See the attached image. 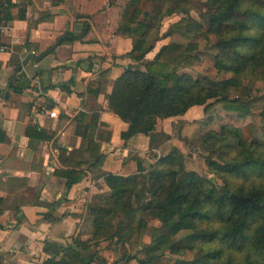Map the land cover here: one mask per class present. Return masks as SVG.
Returning <instances> with one entry per match:
<instances>
[{
  "label": "crops",
  "instance_id": "obj_1",
  "mask_svg": "<svg viewBox=\"0 0 264 264\" xmlns=\"http://www.w3.org/2000/svg\"><path fill=\"white\" fill-rule=\"evenodd\" d=\"M128 2L0 0V264H41L50 244L90 238L85 218L110 193L105 174L148 170L173 146L187 165L198 160L188 142L203 129L204 105L128 138L129 123L109 107L115 80L139 63L132 37L118 30ZM179 14L163 17L145 60L174 38L165 33ZM59 39L42 60L23 62Z\"/></svg>",
  "mask_w": 264,
  "mask_h": 264
},
{
  "label": "trees",
  "instance_id": "obj_2",
  "mask_svg": "<svg viewBox=\"0 0 264 264\" xmlns=\"http://www.w3.org/2000/svg\"><path fill=\"white\" fill-rule=\"evenodd\" d=\"M151 2L129 0L126 20L118 29L132 37L130 55L139 62L125 68L107 96L110 109L129 123L123 137L137 132L148 134L155 129L159 118L182 115L197 104L204 105L206 114L221 105L238 116L250 115L249 100L242 96L232 97L230 90L238 88V79L253 76L264 79V0H208L214 10L204 17L203 32L218 36L215 65L239 76L225 80L219 87L208 86L203 79L184 72L199 57L195 54L199 47L196 41L173 38L162 45L152 60H145L163 17L180 7L186 9L188 0H178L173 7L168 0H156L150 9ZM142 15L144 18L140 19ZM184 21L186 16L172 24L166 36H171ZM211 99L213 101L208 102ZM261 115L264 117V110ZM211 137L214 143L221 142L223 161L207 158L210 170L225 177L245 178L249 187L232 192L253 197L259 206L236 203L229 196V186L220 189L197 171L185 169L183 153L173 146L148 170L140 167L139 173L149 171L144 182H140L139 173L105 174L110 193L102 194L99 202L90 204L85 218L92 227L91 237L86 240L75 237L73 244L65 247L50 244L45 247L50 256L41 264H93V254L84 251L93 242L98 245L99 239L121 236L111 225V216L119 209L126 211L134 227L129 239L136 237L139 231L140 223L134 220L135 211L152 210L166 229L145 245L152 252L161 250L160 254L153 253L146 260L139 258V264H152V260L160 258L166 250L180 248L182 240L174 241L173 238L186 229L190 233L185 235L183 246L193 248L196 245L202 254L187 260L189 263L181 259L183 264L219 263L224 257H228L225 264H238L232 261V253L245 247L255 251L256 259L264 260V141L250 142L242 127L231 124L225 125L221 133L211 132ZM81 151L82 148L71 151L69 157L81 155ZM74 181L71 178L69 186ZM204 220L207 227L198 229V223ZM134 257L128 256L127 264H131L129 261ZM248 263L256 264V261L252 259Z\"/></svg>",
  "mask_w": 264,
  "mask_h": 264
},
{
  "label": "rangeland",
  "instance_id": "obj_3",
  "mask_svg": "<svg viewBox=\"0 0 264 264\" xmlns=\"http://www.w3.org/2000/svg\"><path fill=\"white\" fill-rule=\"evenodd\" d=\"M154 2L156 1L154 0L149 3L148 8L151 9ZM168 4L173 7L178 4V0H168ZM185 8L188 11L186 13V21L180 27H177L171 36L185 41H196L199 47L195 51V54L199 57L195 60L192 67L186 69L184 72H189L194 77L203 79L208 86L213 85L214 87H219L225 80L239 78L238 74L234 71L226 69L220 70L215 65L214 54L218 51V36L213 33L206 34L203 32L205 30L203 19L213 12L214 7L210 5L208 0H188ZM180 11H183V8L180 7L178 9L180 14L174 16L171 20L172 22L178 21L185 14ZM210 81L215 84L210 83ZM238 82V88L236 90H230V95L232 97L242 96L249 100L252 113L247 117H241L235 112L224 110L221 105L215 106L208 114L205 113L201 133L188 142L189 150L196 154L195 158L198 160H194L192 164L189 163L187 165L184 158L185 169L197 171L210 182H214L220 189L223 186H229L228 192L237 191L239 188L244 190L245 187H249V181L246 182L242 176L225 177L222 173L210 170L207 158L223 161L221 156V151L223 150L221 142L217 141L214 143L211 132L216 131L221 133L225 125L231 124L242 127L245 138L250 142H254L256 139L264 141V117L261 115V112L264 110V79L253 76L248 79H238ZM212 101L211 99L208 102ZM138 175L140 176V182H144L149 177V171L139 173ZM111 220L112 230L120 232L121 236H114L112 239L105 240L99 239L98 245H94V242L91 243L92 245L89 249L84 252L86 254H93V264H127L126 259L128 256L133 255L136 257L132 258L129 263L139 264V258L146 260L153 253L160 254L161 250L152 252L145 248V245L149 244L153 237L158 235L159 232L166 230L163 227L162 220L156 216L155 212L152 210L135 211L134 220L139 221L140 226L136 237L131 239L129 238L134 231V227L129 217L126 216L124 209H119L116 214H113ZM206 227V220L198 223V229H205ZM188 233H190L189 229L178 232L173 239L174 241L182 240L180 248H177L175 251H171L170 249L166 250L160 258H154L152 264H183L180 261L181 259L189 263L187 260L201 256L202 250L198 246L195 245L193 248H189L186 245L183 246L186 242L185 235ZM232 254V261L234 259L238 264H247L252 259H255L256 264H264V260H261V257L256 259L258 255L255 251H251L249 247L234 250ZM227 259L228 257H224L221 262L213 264H225Z\"/></svg>",
  "mask_w": 264,
  "mask_h": 264
},
{
  "label": "water",
  "instance_id": "obj_4",
  "mask_svg": "<svg viewBox=\"0 0 264 264\" xmlns=\"http://www.w3.org/2000/svg\"><path fill=\"white\" fill-rule=\"evenodd\" d=\"M60 40L61 39H59L51 48H49V49H46L45 51H43L41 54H39V55H35V54H33V53H30V54H28L27 56H26V58L24 59V63H27L30 59H35V60H37V61H40V60H42L49 52H50V49H53V48H55L58 44H59V42H60ZM22 66L23 65H21L20 67H19V69H22ZM230 196V198H231V200H233L234 202H236V203H240V204H243V205H245V204H247V203H250V204H252V205H254V206H259V203H257L255 200H254V198L253 197H251V196H246V195H239V194H236V193H234V192H231V194L229 195Z\"/></svg>",
  "mask_w": 264,
  "mask_h": 264
},
{
  "label": "built area",
  "instance_id": "obj_5",
  "mask_svg": "<svg viewBox=\"0 0 264 264\" xmlns=\"http://www.w3.org/2000/svg\"><path fill=\"white\" fill-rule=\"evenodd\" d=\"M56 114H57L56 110H53L50 112V115H52V116H56Z\"/></svg>",
  "mask_w": 264,
  "mask_h": 264
}]
</instances>
